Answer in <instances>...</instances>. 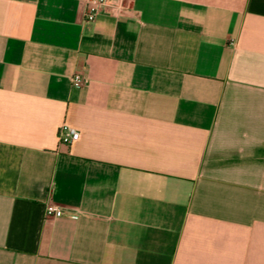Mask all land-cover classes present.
<instances>
[{"label": "crops", "instance_id": "1", "mask_svg": "<svg viewBox=\"0 0 264 264\" xmlns=\"http://www.w3.org/2000/svg\"><path fill=\"white\" fill-rule=\"evenodd\" d=\"M0 264H264V0H0Z\"/></svg>", "mask_w": 264, "mask_h": 264}, {"label": "built area", "instance_id": "2", "mask_svg": "<svg viewBox=\"0 0 264 264\" xmlns=\"http://www.w3.org/2000/svg\"><path fill=\"white\" fill-rule=\"evenodd\" d=\"M110 0H91V3L94 8H101L108 4ZM123 2L124 0H120ZM119 12H124L123 5L119 6ZM96 12L89 11L87 14L88 21H94L96 19ZM83 77L80 74H76L71 78V83L73 87H80L83 84ZM80 133L73 127L64 124L60 127L59 130V139L62 144L69 145L72 142L79 140ZM64 212L62 210L56 208L53 205H49L46 209V217L53 218V217H62L64 216ZM70 217H76L75 215L68 214Z\"/></svg>", "mask_w": 264, "mask_h": 264}]
</instances>
